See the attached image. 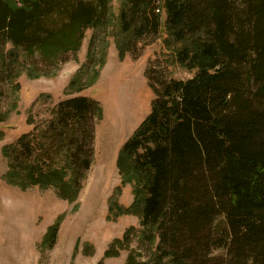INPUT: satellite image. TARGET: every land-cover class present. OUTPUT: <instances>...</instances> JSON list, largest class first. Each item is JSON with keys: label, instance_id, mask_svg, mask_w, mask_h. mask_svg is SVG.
Instances as JSON below:
<instances>
[{"label": "trees", "instance_id": "16d2710c", "mask_svg": "<svg viewBox=\"0 0 264 264\" xmlns=\"http://www.w3.org/2000/svg\"><path fill=\"white\" fill-rule=\"evenodd\" d=\"M112 1L0 0V45L9 47L1 57L5 79L16 80L26 66L18 74L14 68L27 59L58 65L80 50L88 29L115 26L124 56L164 26L170 57L195 74L182 81L149 70L151 113L118 158L135 199L110 211L139 218L146 239L157 241L152 264H264V0H119L118 14ZM104 63L105 54L87 85ZM27 70L39 75L33 66ZM82 78L80 71L71 87ZM94 119L102 120L97 101L60 103L46 133L26 134L4 149L8 177L24 175L76 201L94 153ZM127 242L116 241L106 255ZM214 249L226 255L213 257ZM127 264H139L134 252Z\"/></svg>", "mask_w": 264, "mask_h": 264}, {"label": "rangeland", "instance_id": "374dc122", "mask_svg": "<svg viewBox=\"0 0 264 264\" xmlns=\"http://www.w3.org/2000/svg\"><path fill=\"white\" fill-rule=\"evenodd\" d=\"M119 6V0L112 1L116 14ZM165 18L163 15V25ZM115 29L86 30L80 50L61 56L58 65L40 58L21 62L14 68L15 74L26 67L13 81L5 79L8 70L1 60L9 47L0 45V264H127L132 252L139 264H152L157 241L153 244L146 239L139 218L115 217L110 211L113 203L129 208L135 199L134 187L123 184L118 158L151 113L155 94L149 70L163 69L170 79L182 81L195 73L170 57L164 26L156 39L141 42L124 56L112 36ZM91 53L96 56L93 63ZM103 54L99 77L87 85ZM18 55L23 61V54ZM29 66L39 75H30ZM80 71L81 82L71 87ZM76 97L99 102L102 120H93L91 166L82 171L78 198L71 202L59 188L29 183L21 174L8 177L10 158L4 149L26 134L40 137L46 133L57 120L60 103ZM55 227V236L48 238ZM126 237L129 242L116 245L112 255H106L116 241ZM225 255L224 249L213 250V257Z\"/></svg>", "mask_w": 264, "mask_h": 264}]
</instances>
